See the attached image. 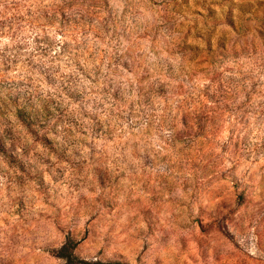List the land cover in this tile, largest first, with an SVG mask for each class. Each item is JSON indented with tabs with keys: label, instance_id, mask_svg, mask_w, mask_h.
<instances>
[{
	"label": "rangeland",
	"instance_id": "374dc122",
	"mask_svg": "<svg viewBox=\"0 0 264 264\" xmlns=\"http://www.w3.org/2000/svg\"><path fill=\"white\" fill-rule=\"evenodd\" d=\"M78 262L264 264V0H0V264Z\"/></svg>",
	"mask_w": 264,
	"mask_h": 264
},
{
	"label": "trees",
	"instance_id": "16d2710c",
	"mask_svg": "<svg viewBox=\"0 0 264 264\" xmlns=\"http://www.w3.org/2000/svg\"><path fill=\"white\" fill-rule=\"evenodd\" d=\"M74 249H75V245H74L72 242L69 241V242L64 246V248L62 249L61 254H62L65 258L71 260V262H73V263H77V262H75V261H77V260H76V258H75V256H74ZM78 263H79V264H88L87 262H78Z\"/></svg>",
	"mask_w": 264,
	"mask_h": 264
}]
</instances>
